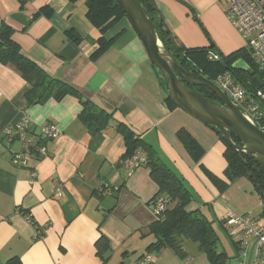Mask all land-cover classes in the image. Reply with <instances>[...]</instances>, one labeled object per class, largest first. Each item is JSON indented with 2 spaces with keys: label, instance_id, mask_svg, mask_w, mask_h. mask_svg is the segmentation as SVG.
Here are the masks:
<instances>
[{
  "label": "crops",
  "instance_id": "0c3cea01",
  "mask_svg": "<svg viewBox=\"0 0 264 264\" xmlns=\"http://www.w3.org/2000/svg\"><path fill=\"white\" fill-rule=\"evenodd\" d=\"M152 1L159 20L185 48L211 47L223 56L245 49L249 54L226 17L225 0ZM4 24L25 59L71 86L80 98L67 95L27 105L29 84L13 65L0 64V264H134L147 253L155 241L149 227L157 219L151 203L158 187L144 165L129 173L122 164L126 145L118 124L182 180L192 197L186 210L201 212L215 232L217 226L232 228L222 221L227 211L250 214L258 223L254 214L262 204L252 186L242 191L244 178H225V146L215 131L167 104L126 18L101 33L86 18V0L22 5L0 0ZM70 31L79 36L77 45L68 38ZM101 36L114 40L92 58ZM84 100L111 116L107 126L92 132L79 120ZM22 111L31 130L52 123L60 133L46 144L48 155L29 160L25 168L12 164L18 144L4 133ZM180 131L194 140L196 150L185 148L177 137ZM182 249V256L169 247L150 252L153 264H210L197 244L188 240Z\"/></svg>",
  "mask_w": 264,
  "mask_h": 264
},
{
  "label": "trees",
  "instance_id": "16d2710c",
  "mask_svg": "<svg viewBox=\"0 0 264 264\" xmlns=\"http://www.w3.org/2000/svg\"><path fill=\"white\" fill-rule=\"evenodd\" d=\"M27 1L29 0H19L21 5ZM68 1L73 3L77 0ZM138 2L150 15L164 48L184 70L213 82L219 76L229 73L231 79L249 93L261 89V86L256 82V78L260 79L261 74L254 66L247 50L242 49L227 57L217 53L219 59L209 60L208 55L214 53L211 47L208 49L185 48L177 42L162 21L159 20L152 0H138ZM86 18L96 29L104 33L120 19L125 18V16L116 0H86ZM68 38L76 45L80 42L79 36L74 31L68 32ZM113 40L114 38L105 40L101 36L97 40L99 47L92 55V58H96L104 52ZM221 61L224 63L222 64ZM239 62H242L249 71L254 72V75L251 76L249 72L238 68ZM0 64L13 65L29 84L30 87L25 93L27 105L40 104L50 98L60 101L67 95L80 98V94L71 86L49 77L34 63L25 59L21 55L18 45L12 39V29L5 24L0 26ZM192 88L206 98L217 100L216 96L204 87ZM82 102L83 109L78 118L90 131H99L108 125L111 119L109 114L94 107L87 100ZM166 102L169 106L175 108L168 98H166ZM117 128L122 134L126 145V153L122 160L135 154L142 155L143 153L145 161L142 165L149 169L150 177L158 187L155 198L160 197L164 201L163 212L149 227L150 234L155 237V241L147 248V253L158 251L163 247H169L182 256L183 243L189 240L197 244L198 249L207 256L210 264H228L229 258L227 254L217 250L219 239L211 222L198 210H186L192 197L182 180L161 162L156 153L146 143L135 138L126 126L118 124ZM209 128L221 138L220 133L211 127ZM177 137L187 150L190 152L196 150V143L186 132L180 131ZM231 138L234 143L238 144L234 137ZM221 141L225 146V178L229 182L240 178L246 179L261 201L262 216L264 217V169L248 155L238 153L229 147L222 138ZM225 187V184H220L221 190ZM12 264H18V262L15 260Z\"/></svg>",
  "mask_w": 264,
  "mask_h": 264
},
{
  "label": "built area",
  "instance_id": "2783aa9c",
  "mask_svg": "<svg viewBox=\"0 0 264 264\" xmlns=\"http://www.w3.org/2000/svg\"><path fill=\"white\" fill-rule=\"evenodd\" d=\"M225 1L226 17L246 43L250 59L261 74V89L249 93L242 87L232 86L231 80L226 75L219 76L214 83L264 132V0ZM208 59L217 60L219 57L211 53ZM30 126L28 116L22 111L18 121L4 129L6 139L18 144V151L12 156L11 162L20 168L28 167L29 160L46 157L48 155L46 144L60 135L52 123L40 126L37 131L31 130ZM144 161V156L135 154L122 160V164L131 173ZM31 175L34 177L35 172L32 171ZM56 195L62 196L60 188L56 189ZM151 209L155 218H158L164 210L163 199L155 198L151 203ZM25 218L30 220L27 215ZM222 221L226 226L234 228L235 233L239 235L236 243L242 256L244 255L246 260L250 256V264H264V230L250 214L238 215L227 211ZM153 261V254L146 253L134 264H153Z\"/></svg>",
  "mask_w": 264,
  "mask_h": 264
},
{
  "label": "water",
  "instance_id": "95a60500",
  "mask_svg": "<svg viewBox=\"0 0 264 264\" xmlns=\"http://www.w3.org/2000/svg\"><path fill=\"white\" fill-rule=\"evenodd\" d=\"M116 2L142 43L164 93L173 105L193 119L215 129L229 147L248 155L264 169V132L252 119L244 115L213 81L181 67L164 48L150 15L138 0ZM237 67L249 72L251 76L254 75L242 62ZM256 82L261 86L260 79L256 78ZM192 87L208 89L217 100L204 97ZM231 137H234L238 144L234 143ZM246 264H250V256Z\"/></svg>",
  "mask_w": 264,
  "mask_h": 264
},
{
  "label": "rangeland",
  "instance_id": "374dc122",
  "mask_svg": "<svg viewBox=\"0 0 264 264\" xmlns=\"http://www.w3.org/2000/svg\"><path fill=\"white\" fill-rule=\"evenodd\" d=\"M243 41V39H242ZM244 43V47H246V43L243 41ZM228 55H226L225 57H227ZM228 78V77H227ZM229 79V78H228ZM231 79V77H230ZM231 85L235 86L237 88L240 87V85L235 82V81H231ZM244 183V187H241V190L244 191V189H250L251 188V184L246 180H242ZM254 199V198H253ZM251 200V204L253 203L254 200ZM258 203V202H256ZM255 216H257V221L258 224L260 226H262V228L264 227V217L262 216V210L260 209L259 213L254 214ZM216 232L218 235V245H217V250L219 252H225V254H227L229 260H228V264H243V260L241 257V253L240 250L238 249V246H236L234 243L237 242L238 237H236L234 235V230L232 228H229V230H227L226 228L224 229L222 226H217L216 228ZM188 240H186L185 242H187ZM193 245V244H192ZM196 247V246H195ZM202 256V254H201Z\"/></svg>",
  "mask_w": 264,
  "mask_h": 264
}]
</instances>
